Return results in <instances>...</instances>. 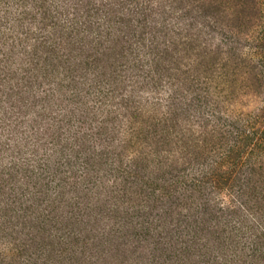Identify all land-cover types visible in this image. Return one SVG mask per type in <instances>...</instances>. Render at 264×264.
<instances>
[{"label": "trees", "instance_id": "16d2710c", "mask_svg": "<svg viewBox=\"0 0 264 264\" xmlns=\"http://www.w3.org/2000/svg\"><path fill=\"white\" fill-rule=\"evenodd\" d=\"M255 5L244 31L231 0H0V264L119 262L130 236L134 264H264V99L234 106L242 63L264 61L244 50L264 48ZM66 179L112 183L103 226L90 201L66 216L98 231L90 255L48 253Z\"/></svg>", "mask_w": 264, "mask_h": 264}, {"label": "rangeland", "instance_id": "374dc122", "mask_svg": "<svg viewBox=\"0 0 264 264\" xmlns=\"http://www.w3.org/2000/svg\"><path fill=\"white\" fill-rule=\"evenodd\" d=\"M255 1L259 2L261 0H231V4L233 6V12H239L242 11V15L239 21H241V28L245 31L248 30L249 27V20L253 22V20H255V18L261 17V12L259 11V8L257 5H255ZM237 3H240V5H236ZM240 13V12H239ZM244 43V50L246 52H251L252 55H254V53L259 52L261 54L264 53V48L258 47V48H254L252 46V42H243ZM260 58V60H259ZM258 60L257 59H253V61H251L250 59H246L245 62L242 63L240 70H239V74H237V80H236V86H238L237 88H239L237 90L236 95L234 96L235 98V108L237 109H241L244 110L245 112H249V111H254L257 110V108L262 106V102L264 99V80L262 82L261 79L257 78L256 73V69L253 70V65H257V64H262L264 63V61L261 59L263 57H259ZM239 61V60H238ZM65 178V177H64ZM36 180H34L35 182ZM72 180H65L64 185L65 187L61 190L62 196L59 198L60 201H56V206L55 208H53V214L58 218V219H54L53 223H51L52 226H50V232L52 234L51 238L46 235V239L45 242L47 244L48 249L51 251H49L48 253H50L51 256L56 255L57 253L60 254V251H64L62 252V256L68 257V252L72 251V249L77 250V256H81L80 252H84V255H90L92 254V251L94 250L95 252L99 251L100 249H103V244L104 242L101 243V241L97 240L95 243L97 244V248L92 246V244H90L89 241H92V237L94 234L98 233V231L96 230H91V226L88 225L89 229H87V231L83 232L82 235H76L75 233H71L73 230H78L81 228H85L87 225L80 223L78 221H74L73 219H67L66 216L67 214H71L68 211H72L75 214L78 209L77 208H72L71 207V203L76 201V200H80V201H90L93 203H90L91 206L88 209V212L92 214V216H90L91 219V224H97L98 228L99 225L103 226L105 223H107V219L105 218L106 214L109 212V208L111 206V204L108 202H106V194L108 195H112L111 194V188L110 186L112 185L111 182L109 181H104L95 189H92V191H84L81 190V188H79L78 186L75 185V183L70 182ZM33 183H30L29 185H21V190L28 195H32V193H29L30 191H33V189H35L33 186ZM43 182V181H42ZM47 180L45 181L46 185H42V186H36L37 189H45L46 187L48 188H52V185L55 184H47ZM27 190L29 192H27ZM9 190L7 189L5 196H8ZM20 194V193H17ZM79 198V199H78ZM95 200L96 203H95ZM41 201V198H40ZM38 201V202H40ZM37 202V204H38ZM18 206L21 205L20 203L17 204ZM23 207H28L29 203H23L22 204ZM70 205V206H68ZM37 205L35 204V207ZM12 207V206H11ZM7 213V212H6ZM9 214V213H8ZM96 219V220H95ZM51 227H53L51 229ZM25 233V232H24ZM46 234V233H45ZM70 235V237H67V240H61L59 241L58 238H55L56 236H61V235ZM17 236V234L14 235H7V238H3V246H8L10 248V246L16 242L17 244L19 243L18 240L15 241L13 238ZM22 236V235H19ZM89 236V239H88ZM40 241L38 242H42V240L40 238H38ZM133 240H135L134 236H130V237H126V238H121L119 240L116 241V243L118 242H122V243H128L127 248L126 247H120L118 246V249H122L121 252L119 253V262L116 261V259H113L112 257H110V259H108L109 257L99 258V263L101 264H121V260L123 259L124 261H126V263H132L134 264V262L139 260V257H142L143 259H145V257L148 255L147 253V249L143 248L142 246L145 244L142 243H136L135 246L133 245L132 242ZM85 242H88L89 245L84 244ZM145 243V242H144ZM101 244V245H100ZM37 246V244H36ZM39 246V244H38ZM88 246V247H87ZM136 247V248H135ZM37 247H32L30 251H35ZM124 248V250H123ZM22 249V248H20ZM19 249V250H20ZM38 251V250H37ZM17 255L15 256H10L9 258L7 257V259L3 260V264H17V262L15 261L16 259L19 260L20 256L18 257L19 252L16 251ZM37 254H39L37 252ZM36 254V256H37ZM96 254V253H94ZM17 257V258H15ZM91 261L90 263L88 261ZM98 257H92L90 259V257L87 259L86 264H98L97 262ZM37 261H41L37 260ZM85 264V262H84Z\"/></svg>", "mask_w": 264, "mask_h": 264}]
</instances>
